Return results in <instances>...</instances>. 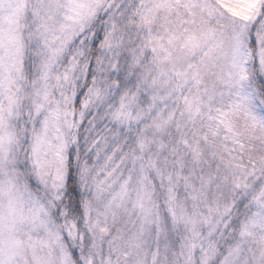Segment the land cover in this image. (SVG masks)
<instances>
[{
  "label": "snow or ice",
  "instance_id": "snow-or-ice-1",
  "mask_svg": "<svg viewBox=\"0 0 264 264\" xmlns=\"http://www.w3.org/2000/svg\"><path fill=\"white\" fill-rule=\"evenodd\" d=\"M0 264H264V0H0Z\"/></svg>",
  "mask_w": 264,
  "mask_h": 264
}]
</instances>
